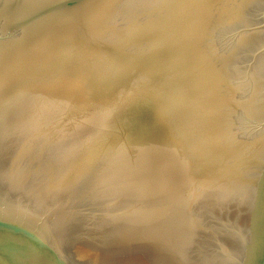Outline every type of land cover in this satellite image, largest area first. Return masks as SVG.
Here are the masks:
<instances>
[{
	"label": "water",
	"instance_id": "obj_1",
	"mask_svg": "<svg viewBox=\"0 0 264 264\" xmlns=\"http://www.w3.org/2000/svg\"><path fill=\"white\" fill-rule=\"evenodd\" d=\"M0 264H264V0H0Z\"/></svg>",
	"mask_w": 264,
	"mask_h": 264
}]
</instances>
